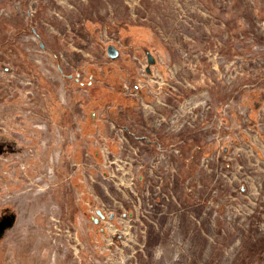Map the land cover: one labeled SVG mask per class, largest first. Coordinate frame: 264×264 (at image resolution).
<instances>
[{
    "label": "rangeland",
    "instance_id": "rangeland-1",
    "mask_svg": "<svg viewBox=\"0 0 264 264\" xmlns=\"http://www.w3.org/2000/svg\"><path fill=\"white\" fill-rule=\"evenodd\" d=\"M0 264H264V0H0Z\"/></svg>",
    "mask_w": 264,
    "mask_h": 264
},
{
    "label": "water",
    "instance_id": "water-1",
    "mask_svg": "<svg viewBox=\"0 0 264 264\" xmlns=\"http://www.w3.org/2000/svg\"><path fill=\"white\" fill-rule=\"evenodd\" d=\"M115 52H116V50H115V48L113 46H109L108 47V53L110 55H114ZM148 62H149V64H152L153 63V59L150 57V55L148 56ZM147 71H150V68L149 67H147Z\"/></svg>",
    "mask_w": 264,
    "mask_h": 264
},
{
    "label": "crops",
    "instance_id": "crops-1",
    "mask_svg": "<svg viewBox=\"0 0 264 264\" xmlns=\"http://www.w3.org/2000/svg\"><path fill=\"white\" fill-rule=\"evenodd\" d=\"M150 57L153 59V63H152V64H154V63H155V59H154V57L151 56V55H150ZM114 58H117V57H114ZM152 64H150V65H152Z\"/></svg>",
    "mask_w": 264,
    "mask_h": 264
}]
</instances>
